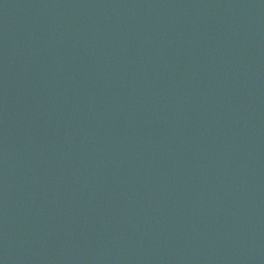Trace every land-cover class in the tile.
Listing matches in <instances>:
<instances>
[{"label":"water","instance_id":"95a60500","mask_svg":"<svg viewBox=\"0 0 264 264\" xmlns=\"http://www.w3.org/2000/svg\"><path fill=\"white\" fill-rule=\"evenodd\" d=\"M0 264H264V0H0Z\"/></svg>","mask_w":264,"mask_h":264}]
</instances>
